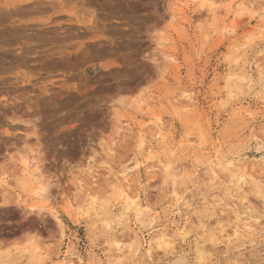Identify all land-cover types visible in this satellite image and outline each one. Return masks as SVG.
I'll use <instances>...</instances> for the list:
<instances>
[{
    "label": "rangeland",
    "instance_id": "1",
    "mask_svg": "<svg viewBox=\"0 0 264 264\" xmlns=\"http://www.w3.org/2000/svg\"><path fill=\"white\" fill-rule=\"evenodd\" d=\"M232 160L264 171V0H0V264H264V176Z\"/></svg>",
    "mask_w": 264,
    "mask_h": 264
},
{
    "label": "bare ground",
    "instance_id": "2",
    "mask_svg": "<svg viewBox=\"0 0 264 264\" xmlns=\"http://www.w3.org/2000/svg\"><path fill=\"white\" fill-rule=\"evenodd\" d=\"M191 1H195V0H187V2H191ZM246 80H248L247 83H251L253 79L249 78V79H246ZM247 83H245V84H247ZM185 99H186L185 100L186 103L190 104L191 101H192L191 94L187 93V95L185 96ZM239 111H240V109H239ZM162 126H163V124L161 125V127ZM140 133H141L140 136L142 138L141 139L142 146L145 147V145H146L145 143H146L148 135L145 133L143 128H141V132ZM256 138H258V137H256ZM144 147H143V149H144ZM145 149H146V147H145ZM141 150H142V148H141ZM141 150H139V151H141ZM141 153H143V152H141ZM217 158H218V156H216V159ZM175 164L176 163L173 162V161H169L167 164H164V167H165L166 172H167L166 175H168L169 177H173L174 180L177 178V176H179L181 174V171H182V169H179L178 167H175ZM145 165H146L145 166L146 170L149 171V173H151L152 169H153V164L152 163H146ZM261 165H262V170H264V160L262 161ZM214 166H216V165H215L214 161H212L211 168L214 169L215 168ZM227 166H228V170L231 173L230 176H232L233 178L234 177L235 178H242V180H243V177H247L248 176L251 180H254L256 178H260V177L264 176V174H263L264 171H263L262 174L259 175L257 170H256V167L252 163H250L249 161H245V160L244 161H235V160H232V161H230L228 163ZM194 172L197 173L198 170L195 169ZM152 173L150 175H152ZM121 176H122V180H121V183H119L121 185L120 189H119L120 190V194L122 196H124L126 198V200H132L133 201L131 196H133L134 193L132 192L131 186H130V180H131V177H132V169L130 167L127 168L126 170H124L121 173ZM232 177H230V178L232 179ZM245 184L247 186L248 182H246ZM36 195L41 197V198H43V199L47 198V195H48L47 194V188H41L40 190H38V192H36ZM236 202H237V204L232 206V212L235 214V216L237 218V221H238V224H240L241 221H242L241 220V215L243 216L242 210L243 209L244 210H248V211L250 210L249 199L247 197H243L241 199H237ZM213 203L214 204L217 203V204H221L222 205L221 200L220 201H218V200L214 201ZM206 205L207 206L205 208H203V209H205V212L206 211L210 212L209 210L211 209V207L208 205V202H206ZM30 210L36 211V209H34V208H32ZM196 214H197V218H199L200 216L198 215L197 212H196ZM199 214H201V213H199ZM254 221L255 220H253L252 216H249V217L245 218V220L243 221L242 224L237 225V227L239 229L235 230L233 234L236 235V234H238L239 232H242V231L253 230L252 228H254V227H256V225H258V223L257 222L254 223ZM106 225H108V227H109L110 224H106ZM185 228H186L185 225L177 226V225H174V224L173 225L167 224V225H164L163 228H161L159 230L152 231L150 233V236H151L152 239L144 247L145 248L144 249L145 250L144 257L147 259V261L149 263H152L156 259V257H155L156 253L154 251L156 249V246H155L156 245V241H160L159 244H160L161 248L164 249L165 254H167V255L174 254L175 251H176V248H177V244L178 243H185V241H186L185 237H184L185 231H186ZM173 229H175V230H173ZM226 235H228V233ZM129 237L130 236L123 237L121 240H118V241H116V240L110 241L108 243V246L110 247L111 250L116 251V252L118 251V252H120L119 254H124L123 252H121L122 251L121 250V244L123 243V241L126 240V238L128 239ZM134 237L137 240L141 241L139 232H134ZM139 245L140 246H144L145 244H143V243L141 244L140 243ZM111 257H112L111 255L107 254L108 262L112 261Z\"/></svg>",
    "mask_w": 264,
    "mask_h": 264
}]
</instances>
